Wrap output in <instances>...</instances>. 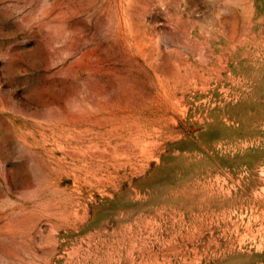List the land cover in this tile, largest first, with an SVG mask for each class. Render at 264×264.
<instances>
[{"label": "rangeland", "instance_id": "rangeland-1", "mask_svg": "<svg viewBox=\"0 0 264 264\" xmlns=\"http://www.w3.org/2000/svg\"><path fill=\"white\" fill-rule=\"evenodd\" d=\"M0 264H264V0H0Z\"/></svg>", "mask_w": 264, "mask_h": 264}]
</instances>
